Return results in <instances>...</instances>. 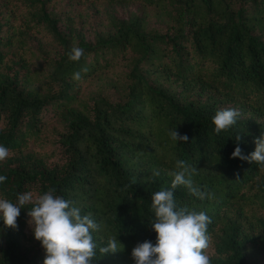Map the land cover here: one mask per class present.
<instances>
[{
  "label": "trees",
  "instance_id": "obj_1",
  "mask_svg": "<svg viewBox=\"0 0 264 264\" xmlns=\"http://www.w3.org/2000/svg\"><path fill=\"white\" fill-rule=\"evenodd\" d=\"M221 108L240 116L216 134ZM262 133L264 0H0V198L53 188L90 213L93 264H135L136 244L156 243L152 194L178 160L207 194L172 189L211 218L210 264H264V168L231 155ZM31 207L15 229L0 219V264H43ZM112 238L120 249L102 254Z\"/></svg>",
  "mask_w": 264,
  "mask_h": 264
},
{
  "label": "clouds",
  "instance_id": "obj_2",
  "mask_svg": "<svg viewBox=\"0 0 264 264\" xmlns=\"http://www.w3.org/2000/svg\"><path fill=\"white\" fill-rule=\"evenodd\" d=\"M84 54V49L72 47L68 58L79 61ZM84 72L88 69L84 68ZM74 80L81 79L80 72H75ZM240 116L238 110L233 108L218 109L212 117L214 131L219 134L228 130L237 123ZM170 136L177 142H188L189 137L181 135L174 129ZM240 139L239 136L236 137ZM256 147L247 156L237 146L232 152L233 158H240L248 162H255L264 168V133L254 141ZM10 156V150L0 145V162ZM196 169L186 161L178 160L174 170L168 172L173 179L171 189H162L152 194L151 208L154 210L155 219L150 222L152 230L157 234L156 243L149 240L137 243L131 251L135 264H210L211 237L208 235V225L211 218L204 213L189 211L187 208H178L174 192L178 186H184L189 193L204 199L206 193L194 186L192 175ZM160 172L153 170L151 177H158ZM149 177V179L151 178ZM7 179L0 175V183ZM31 204L27 212L28 224L32 229L34 238L40 242L45 251L43 264H93L96 256V244L92 232L99 231L101 225L91 214L81 215V210L72 205L71 201L55 194V189L50 188L43 194L27 191L17 194L15 203L0 198V219L5 227L17 228V218L21 208ZM117 238L109 239L105 247L99 251L102 254L115 253Z\"/></svg>",
  "mask_w": 264,
  "mask_h": 264
},
{
  "label": "rangeland",
  "instance_id": "obj_3",
  "mask_svg": "<svg viewBox=\"0 0 264 264\" xmlns=\"http://www.w3.org/2000/svg\"><path fill=\"white\" fill-rule=\"evenodd\" d=\"M209 252H210V254H212V246L210 247Z\"/></svg>",
  "mask_w": 264,
  "mask_h": 264
}]
</instances>
